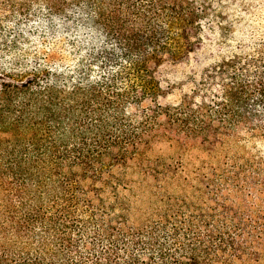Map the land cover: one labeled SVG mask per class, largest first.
<instances>
[{
	"label": "trees",
	"instance_id": "trees-1",
	"mask_svg": "<svg viewBox=\"0 0 264 264\" xmlns=\"http://www.w3.org/2000/svg\"><path fill=\"white\" fill-rule=\"evenodd\" d=\"M208 10L0 0V264H264V162H202L179 194L183 164L156 155L169 144L213 158L264 137V7L228 23L178 104L161 102V71L190 69ZM134 173L153 179L149 202Z\"/></svg>",
	"mask_w": 264,
	"mask_h": 264
},
{
	"label": "rangeland",
	"instance_id": "rangeland-1",
	"mask_svg": "<svg viewBox=\"0 0 264 264\" xmlns=\"http://www.w3.org/2000/svg\"><path fill=\"white\" fill-rule=\"evenodd\" d=\"M196 3L206 6L208 14L213 17L211 27L213 30H205V46L201 51V54L191 63L189 68H181L182 72L178 73L181 79L174 81L175 73L169 71H161L163 76V91L164 98L161 100L164 105H176L179 102L181 94L178 88L179 83L185 82L190 72L200 71L204 64H201L200 58L206 59L211 56L221 55V51L226 48V44H222L226 41L228 23L239 22L244 18H249L253 12L254 6L264 7V0H195ZM208 27V26H207ZM191 67H196L193 69ZM93 71L98 76L100 72L99 68H95ZM98 71V72H97ZM148 105V102L144 103ZM242 142L236 144L232 148L219 150L218 155L213 158H209L206 152L202 150L194 149L187 154H184L183 159L179 158L180 151L175 146L169 144H162L158 146L156 155L160 156L164 162L173 163L176 167L183 164L185 172H177L178 181L169 188L170 193H183L190 192L189 186L182 187L181 178L186 176L187 173L191 178L192 182L195 176V168L202 165L205 162L211 166H225L230 164L245 165V164H257L258 162H264V137L263 138H251V135H244ZM182 161V162H181ZM132 177L137 180L133 194L135 193L136 201L139 203L149 202L151 198V192L154 190L155 183L152 178L147 181L141 180L142 177L139 174H133Z\"/></svg>",
	"mask_w": 264,
	"mask_h": 264
}]
</instances>
